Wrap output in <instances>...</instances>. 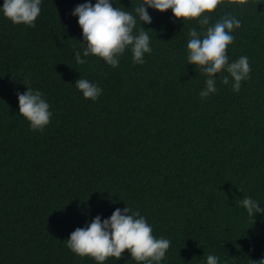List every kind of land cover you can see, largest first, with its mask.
<instances>
[{"label":"trees","instance_id":"1","mask_svg":"<svg viewBox=\"0 0 264 264\" xmlns=\"http://www.w3.org/2000/svg\"><path fill=\"white\" fill-rule=\"evenodd\" d=\"M86 2L42 0L35 28L0 11V264H97L65 240L126 205L171 241L160 264L264 259V214L254 220L240 203L251 197L264 209V0H224L207 14L241 21L228 55L247 56L252 70L239 92L218 73L206 99L207 78L187 61L196 20L148 8L152 23L137 17L135 31L149 33L151 54L135 64L126 50L112 67L83 56L72 12ZM112 2L135 14L143 0ZM77 50L87 63L77 64ZM81 77L103 89L96 101L75 87ZM25 84L51 106L42 132L19 113ZM103 264L137 262L126 251Z\"/></svg>","mask_w":264,"mask_h":264},{"label":"clouds","instance_id":"2","mask_svg":"<svg viewBox=\"0 0 264 264\" xmlns=\"http://www.w3.org/2000/svg\"><path fill=\"white\" fill-rule=\"evenodd\" d=\"M224 0H143L135 7L134 13L113 6L112 0H90L79 4L72 12L78 17L83 33V56L90 54L102 58L108 65L117 67L120 57L130 50L135 64H144L145 54H151V38L144 27L136 33L137 17L144 24H151L152 17L148 8L167 12L172 10L175 18L184 21L196 20L200 30L191 28L187 43V61L200 68L206 76V87L199 95L206 99L217 91L216 75L228 73L234 83L233 90L239 92L241 82L250 79L251 64L247 56L231 61L228 48L235 41V30L241 28V21L232 14L222 15L215 23L211 16ZM243 4L244 0H240ZM42 0H4L0 11L14 24L36 27L35 21L41 14ZM147 5V7H145ZM77 64H85L81 52H75ZM229 75H222V83L229 84ZM26 85V84H25ZM27 86V85H26ZM75 87L85 99L96 101L103 89L86 78H79ZM19 113L29 122L32 131H43L51 122L53 113L50 104L39 90L27 86V91L17 93ZM241 205L255 220L256 214H264L259 202L251 197H243ZM67 247L81 257H91L97 264H103L109 257L123 258L126 251L137 264H160L166 257L171 241L157 238L153 228L139 211H133L127 205L117 208L110 218L101 219L97 215L84 228H76L65 240ZM219 257L207 255V264H218ZM253 264H264V259Z\"/></svg>","mask_w":264,"mask_h":264}]
</instances>
